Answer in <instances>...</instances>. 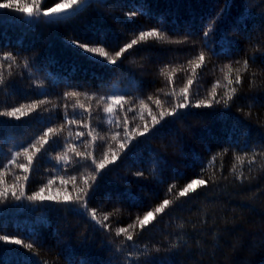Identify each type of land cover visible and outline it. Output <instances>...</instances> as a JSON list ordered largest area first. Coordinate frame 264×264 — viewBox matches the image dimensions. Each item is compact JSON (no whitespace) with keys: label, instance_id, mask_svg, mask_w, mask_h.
Returning <instances> with one entry per match:
<instances>
[{"label":"trees","instance_id":"trees-1","mask_svg":"<svg viewBox=\"0 0 264 264\" xmlns=\"http://www.w3.org/2000/svg\"><path fill=\"white\" fill-rule=\"evenodd\" d=\"M11 2L33 4V0ZM60 2L43 0V6ZM78 11L46 23L0 9V56L11 52L16 57L10 70L12 61L0 62L5 83L10 84L0 86V112L46 100L19 120L0 116V186L19 188L25 183L21 170L2 165L19 145L41 135L45 126L64 123L65 105L68 117L75 110L80 124H65L60 147L70 142L81 152H91L92 136H105L95 141L99 160L105 152L111 159V151L118 149L113 132L119 131L123 140V128L109 120L125 118L122 111L105 113V105L97 103L101 96L131 93L135 104L127 114L129 126L142 131L145 124L151 127L152 116L171 110L190 78L195 80L193 102L207 98L213 86L220 98L231 94L233 87L237 91L228 106L193 107L178 119L166 117L169 122H162L158 133L137 137L141 143L127 159L118 154L120 158L103 170L107 174L98 178L88 207L101 220L109 214L105 223L111 231L75 204H32L11 196L0 200V234L18 239L34 235L37 240L31 250L0 241V264H264V0H87ZM134 11L137 15L129 17ZM153 28L165 29L168 39L149 37L116 65L71 43L75 39L90 47L107 44L105 51L111 55L137 39L140 31ZM209 28L216 30L204 48L203 33ZM200 51L206 62L193 77L188 61ZM237 75L240 84L235 83ZM69 91L80 95L65 98ZM156 99L161 101L159 107ZM45 109H54L59 119L49 124ZM82 125L94 129L92 136ZM77 132H84L79 140L74 139ZM48 147L34 165L27 193L39 191L52 179L45 194L75 196L71 177L86 176L92 168L75 164L54 168V157L60 153ZM20 161L25 162L23 156ZM138 171L143 175L137 176ZM192 179L206 183L178 197ZM75 186L82 187V181L78 179ZM165 199L169 205L163 213H155ZM147 211H153L154 218L141 230L137 218ZM121 227L133 235L132 241L116 235Z\"/></svg>","mask_w":264,"mask_h":264},{"label":"snow or ice","instance_id":"snow-or-ice-1","mask_svg":"<svg viewBox=\"0 0 264 264\" xmlns=\"http://www.w3.org/2000/svg\"><path fill=\"white\" fill-rule=\"evenodd\" d=\"M87 6V0H61L60 3H55L54 7H44L43 0H33V4L31 7L24 5L20 6L18 4H13L11 0H0V9H11L16 13H19L23 18L27 20L33 21H40L43 18V21L46 23H57L61 20L67 19L70 16L75 15L78 10L82 7ZM129 17H133L137 15V13L131 12L128 14ZM215 28H209L208 30L204 31V48H208V37L210 34L215 31ZM166 30L161 29H150L147 31H140L138 38L131 40L130 43H125L119 50L114 51L111 55L105 51L107 44H104L100 47H90L88 44L84 42H79L77 40H72L71 43L74 46L79 47L80 49H85L87 53H99L100 57L107 59V62L113 65H116L123 57L125 53H128L130 49L133 48L134 45H137L139 42H146L149 37L156 38L157 40H166L168 37L166 36ZM188 39V34H185V41ZM209 51H212L209 49ZM3 61H12L11 64L8 65V69L10 70L14 65H16V57L11 53H4L0 56V62ZM206 62V56L204 51H200L193 59L189 60L188 63L192 67L193 77L196 74V70L201 68ZM247 65V61H245V66ZM25 68L29 67L28 64L24 65ZM225 67H228L225 65ZM171 83V81H170ZM195 80L194 78H190L187 80V83L183 88L180 89V97L176 100V103L171 107L170 111H161L159 117L152 116V124L149 127L145 124L142 131L138 129V127H130L129 120L127 118V114L133 112V106L135 101L132 99L131 93L127 91H120V92H111L106 96H101L99 100H97L98 104L105 105L104 112L107 113L109 116H112L114 112H124L125 118L122 121L117 120H109V123H114L116 127L123 128V140L119 139L121 133L119 131L113 132L111 135V139L118 143V149L111 151V159H109V152H105L102 159L97 160L95 156V141L96 140H105V136H92L94 129L90 125H82L83 127H88V135L92 136V141L90 142L93 146V151L88 152L84 151L81 152L78 150L77 145L75 143L65 142L62 147H60V134L63 131L65 124L71 126L73 124H80V121L76 118V112L73 111V115L71 118L68 117L67 114V105H65V113H64V123H62L59 127L56 126H45L44 131L41 135L36 137V139L28 143L26 146L21 144L18 146V150H13L11 157L7 160V164L2 165L5 169L15 166V168L22 171L24 184L20 185L19 188L14 184L11 187L8 186H0V200H7L9 196L16 201L27 200L32 204H44L45 202H54L56 204H75L78 205L79 208L84 209V212L87 213L92 221H95L97 225H100L104 230L111 231L109 225L105 223L109 219V214L104 215L103 219H99L96 214V210L94 208H89L88 203L91 198H93L96 194V191L99 187L98 178L102 179L104 175L107 173L103 170L108 168L110 164H113L120 155L124 159H127L128 156L132 153L133 149L138 147L141 141L137 140V137L140 136H147L148 134H156L158 133L161 128L164 127L162 122L168 123L169 121L166 120V117H174L180 118L182 115L185 114L183 110L190 109V108H201V107H212L215 104L223 103L225 106H228L229 101L232 99V94H235L237 89L235 87L231 88L230 93H225V96L220 98L216 94V86H213L211 92H209L207 98L200 99L198 101L193 102L191 97V88L194 85ZM229 84L233 82L231 80L228 81ZM235 83H241L240 75H237L235 78ZM0 86H8L6 85L3 73L0 72ZM80 93L77 91H69L65 92V98L68 97H76L79 96ZM173 95H176L173 92ZM92 99V97H88ZM149 100L153 98L150 96L148 97ZM46 100L44 99H36L27 105H20L19 107H13L10 110H6L0 112V116L12 117L17 120L21 119V117L28 115L30 112L37 111L41 105H44ZM142 107H147L144 100L139 101ZM156 105L159 107L161 105V101L159 99L155 100ZM125 105H129L125 107ZM81 109L85 112H89V109H84L83 105H79ZM27 109V111H25ZM45 111L49 112L50 115L48 117V123L52 124L53 121L59 119L56 115L54 109H45ZM151 112V109H149ZM89 115L91 113L89 112ZM141 118H143L141 114ZM136 117L133 116L132 120L135 121ZM160 127H157V126ZM84 135V132H77L74 139L79 140L80 137ZM69 137H72V133L69 132ZM133 141H136L134 144ZM52 146V150H58L60 154H57L54 157L55 165L54 168H58L63 166L64 168H68L70 165H77V166H85L91 167V172L82 177L72 176L71 180L73 182V191L76 193L75 196H58L52 194H45L46 188L53 184V180L49 179L47 185L41 187L39 191L32 192L31 194L27 193L26 184L30 179L31 173L34 170V165L36 161L39 159L42 153H47L49 151V147ZM120 154V155H118ZM23 156L25 162H21L20 158ZM90 162V163H89ZM94 166V167H93ZM137 176H142L143 172L138 171L136 173ZM17 181H19L20 176L16 177ZM81 180L83 186L76 187L77 180ZM62 184H66L67 181H61ZM206 181L203 179H192L189 181L183 189H181L178 193V197H184L191 192H194L196 189L194 186H201L205 185ZM3 184V181H0V185ZM172 189L169 188V192ZM169 205V201L165 199L161 204H159L155 208V213H163L166 206ZM83 214V213H81ZM150 218H154L153 211H147L144 213L142 218L138 217L137 222L141 230H144L146 226L150 222ZM131 227V225L129 226ZM124 235L126 240L132 241L133 235L129 234L127 228L121 227L116 229V235ZM24 239H28L30 242L24 243ZM0 241L19 245L26 249H33L34 246L37 244V240L34 238V235H29L27 237L16 238L15 235L9 234H0ZM131 260V255L129 256ZM28 264H33L32 261H29Z\"/></svg>","mask_w":264,"mask_h":264}]
</instances>
